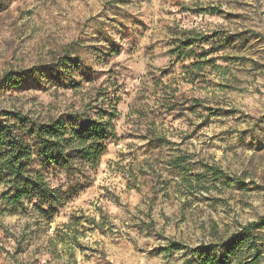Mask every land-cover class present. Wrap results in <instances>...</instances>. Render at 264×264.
Listing matches in <instances>:
<instances>
[{"label":"rangeland","instance_id":"1","mask_svg":"<svg viewBox=\"0 0 264 264\" xmlns=\"http://www.w3.org/2000/svg\"><path fill=\"white\" fill-rule=\"evenodd\" d=\"M112 107L116 138L54 217L0 202V264H199L264 217V0H0V112Z\"/></svg>","mask_w":264,"mask_h":264},{"label":"trees","instance_id":"2","mask_svg":"<svg viewBox=\"0 0 264 264\" xmlns=\"http://www.w3.org/2000/svg\"><path fill=\"white\" fill-rule=\"evenodd\" d=\"M208 39H188L180 43L178 51ZM232 39L244 43L246 38L241 34ZM185 54L181 52L180 58L187 59ZM63 60L68 62L70 57ZM200 68L197 62L185 70L193 72ZM117 116L115 107L99 111L98 120L84 115L33 120L21 113L0 112V202L4 206L1 212L25 209L28 202L33 203L41 218L54 217L66 200L86 188L90 181L88 173L97 169L108 142L116 138L113 121ZM221 174L213 172L216 179ZM61 175L63 180H58ZM93 223L103 228L101 223ZM263 230L264 217L232 235L223 244L222 257L199 250V264H228L233 257L234 264H263ZM243 253H248L246 258L238 256Z\"/></svg>","mask_w":264,"mask_h":264}]
</instances>
